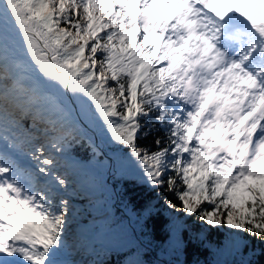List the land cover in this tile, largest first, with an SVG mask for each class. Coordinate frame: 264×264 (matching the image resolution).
<instances>
[{
    "label": "snow or ice",
    "instance_id": "obj_1",
    "mask_svg": "<svg viewBox=\"0 0 264 264\" xmlns=\"http://www.w3.org/2000/svg\"><path fill=\"white\" fill-rule=\"evenodd\" d=\"M93 166L155 193L132 210L146 236L168 211L166 254L222 232L260 264L264 0H0V264H69Z\"/></svg>",
    "mask_w": 264,
    "mask_h": 264
},
{
    "label": "trees",
    "instance_id": "obj_2",
    "mask_svg": "<svg viewBox=\"0 0 264 264\" xmlns=\"http://www.w3.org/2000/svg\"><path fill=\"white\" fill-rule=\"evenodd\" d=\"M149 136L142 144H150ZM73 156L84 158V150L77 148ZM86 185V191L95 196L97 205L94 217L78 227L83 235L80 237L86 244L80 259H72L67 251L66 259L69 264H134L143 261V264H234L238 259L228 253L215 255V248L220 244L222 232L212 233L209 242L201 248H189L186 253L176 254L165 243V218L168 211L160 209L161 215L157 219L155 230L149 236L142 233L133 213V206L139 207L146 200H155V193L146 188L133 185L128 182L131 176L113 175L107 169L89 167L77 178ZM130 191L131 195L124 193ZM76 207L83 209L80 196L69 195ZM132 201L129 203V201ZM72 219L70 218V221ZM89 235H93L88 240ZM260 264H264V256L257 257Z\"/></svg>",
    "mask_w": 264,
    "mask_h": 264
},
{
    "label": "rangeland",
    "instance_id": "obj_3",
    "mask_svg": "<svg viewBox=\"0 0 264 264\" xmlns=\"http://www.w3.org/2000/svg\"><path fill=\"white\" fill-rule=\"evenodd\" d=\"M77 189L78 186L75 185V187L70 191L69 195L80 196L81 205L83 204V206L88 207V209L82 210L76 207L71 198L68 197L70 200V207L72 209V214L70 217L72 220L70 221L69 230L66 238L69 245L68 252L73 254L72 259H79V257L82 255L80 252V247L82 249V245L84 244L83 242L79 241L80 234L79 231H77L76 227L84 221L88 220L85 218L86 214L87 216H90L92 214V210L89 207V203L93 204L94 201L93 196H90L88 192L82 191V193L79 195L77 193ZM189 224H191V221H189ZM221 236L222 237H220V241L224 239V234H222ZM89 264H92V262H90Z\"/></svg>",
    "mask_w": 264,
    "mask_h": 264
},
{
    "label": "bare ground",
    "instance_id": "obj_4",
    "mask_svg": "<svg viewBox=\"0 0 264 264\" xmlns=\"http://www.w3.org/2000/svg\"><path fill=\"white\" fill-rule=\"evenodd\" d=\"M89 195H90V194H89ZM90 196H92V195H90ZM93 198H94L93 204H90V203H89V207H90V209L92 210V214H91L90 216H87V214H86L85 218L88 219V220H87V221H84V222H88V221L91 220V218L94 217V214H95V208H96V205H97V199H96L95 196H93ZM84 207H85V206H84ZM86 209H88V207H85V208H83L82 210H86ZM86 212H87V211H86ZM84 222H83V223H84ZM83 223H81L80 225H82ZM80 225H79V226H80ZM79 226L76 227L77 231H79V230H78V227H79ZM79 234H80V237L83 236L80 232H79ZM80 237H79V241L83 242V244H84V245H82V249H83L86 243H85L84 241H82V240L80 239ZM80 252H81V247H80ZM81 254L83 255L84 253H81ZM82 255L79 257V259L82 257ZM77 259H78V258H77Z\"/></svg>",
    "mask_w": 264,
    "mask_h": 264
}]
</instances>
